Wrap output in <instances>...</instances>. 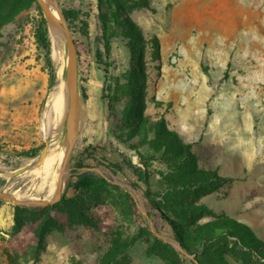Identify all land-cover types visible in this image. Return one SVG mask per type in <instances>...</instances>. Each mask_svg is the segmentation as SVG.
Instances as JSON below:
<instances>
[{
	"label": "rangeland",
	"instance_id": "374dc122",
	"mask_svg": "<svg viewBox=\"0 0 264 264\" xmlns=\"http://www.w3.org/2000/svg\"><path fill=\"white\" fill-rule=\"evenodd\" d=\"M59 2L81 12L72 29L81 105L73 153L81 154L88 143L105 147V156L98 154L103 164L93 159L86 163L106 182L96 192L73 198L72 188L67 187L73 177L67 175L63 192L71 199L48 211L56 221L34 264H103L115 244H128L119 264H264V257H256L230 237L216 235L208 240L202 227L209 221L232 218L248 225L264 242V0ZM115 6L122 9L136 34L128 33L116 19ZM39 17L36 3L24 9L1 29L0 47L19 30L28 26L35 30ZM84 21L87 35L81 28ZM103 26L109 38L104 57L110 66L101 97H110L86 107L80 85L99 67L95 50L105 51ZM49 36L52 41L50 31ZM155 38L159 59L154 55ZM38 50L45 61L44 51ZM60 55L56 60L52 41L57 82L61 66L66 77L64 38ZM56 84L50 87L42 108L41 128L48 122L44 110ZM109 104L119 115L133 106L139 123L142 118L148 125L160 124L175 153L172 165L163 160L164 150L157 147L146 124L132 137L126 128L118 130L127 144L119 140L113 132L115 117ZM56 115L52 122L58 127L47 134L48 144L38 155L0 164V188L21 197L48 199L53 195L48 188L53 169L40 162L44 155L66 147V113ZM134 145L151 157L143 168L147 182L139 181L129 168L121 172L106 166L108 160L125 157L142 165L131 148ZM180 154L190 158L185 172L176 166ZM197 171L213 172L218 180L190 190L182 187ZM147 189L155 194V203L146 196ZM68 210L86 213L90 224L69 217ZM15 211L14 203H0V264H10L4 249L13 238ZM178 234L186 247L181 246Z\"/></svg>",
	"mask_w": 264,
	"mask_h": 264
},
{
	"label": "trees",
	"instance_id": "16d2710c",
	"mask_svg": "<svg viewBox=\"0 0 264 264\" xmlns=\"http://www.w3.org/2000/svg\"><path fill=\"white\" fill-rule=\"evenodd\" d=\"M33 3L37 4V8L40 13V17L37 19L35 23V36L37 39V43L39 48L44 51L45 64L50 74L49 86L53 87L57 82V67L51 57L52 50V41L49 36V22L47 18L44 16L43 11L40 5L37 3V0H0V36L2 35L1 29L12 22L16 16L21 13L24 9L30 7ZM63 7V11L67 17L71 30L73 29L74 23L79 18L81 14L79 9H75L73 7ZM115 12L116 19L123 25L125 30L131 35L136 34L135 29L131 26L128 19L124 15L122 9L119 6H115L113 8ZM99 18L101 21L104 20L103 15L99 14ZM84 26H82V31L85 35L89 34L88 32V23L86 21L83 22ZM103 39L105 40V51L103 52L100 47H96L95 55L97 58V63L101 71L105 74H108L110 63L106 60L107 57L105 55L106 51L108 52V36L107 29L103 26ZM154 44V55L155 58L159 59V41L158 38L153 40ZM138 54H134V59H136ZM81 95L84 100H87L89 95L87 92V88L84 84L80 85ZM110 97V95H107ZM107 96H102L101 99L105 100ZM133 102H136L133 100ZM136 103H133V106ZM127 107L124 109V112L120 113L113 107V105L109 104V109L111 110L112 116L115 117L113 122L114 129L113 132L116 133V136L119 140H121L124 144H127L126 139L123 138L122 135H118V130H122L126 128L128 130V137L134 136L138 131H141V126L146 124L147 131L154 134L153 141L157 144V147L163 149V160L169 165H172L173 160L175 159V153L172 149V144L166 139V132L160 124H152L149 125L141 118L139 123V117L136 116L135 107ZM119 115V116H118ZM42 146L34 147L28 151H24L21 155L27 157H35L42 150ZM137 151V154L140 157L141 164H136L131 159L125 157L122 161H107L106 166L113 171H121L124 172L126 168H129L133 174L138 178L139 181L147 182V173L144 171V167L147 165V161L151 157H145L141 151L138 150V146L134 145L131 147ZM166 149V150H165ZM106 148L100 144L88 143L84 145L81 154L75 155L72 154L70 160V172L73 177L67 184V187H71L73 190L72 196L73 198L82 197L84 195L93 193L101 189L106 179L105 177L99 175L94 170H92V166L86 163V160L93 159L98 164H103L100 162L98 158V154L105 156ZM179 157L180 163L177 164L178 170L185 172L184 170L190 164V158L188 155H185L183 159V154H180ZM218 180V176L209 172L206 173L204 171L194 172L184 183H182V187L185 189H193L204 187L210 184H215ZM138 186V185H137ZM146 196L151 200V203H155L156 198L155 194H152L150 190L145 191ZM71 197H67L66 192H63L61 200L53 205H49L43 209H39L38 207L31 206H19L15 205V226L13 228V238L7 241V245L5 246V254L8 258L10 264H34L39 261L41 252L45 247V240L50 231V229L54 226L56 218L52 217L49 214V210L58 207L60 204L67 202ZM4 200L0 199V203ZM68 216L77 218L80 222L85 224H90V217L82 212V211H70L68 210ZM175 231L178 232V227L174 224ZM202 227L206 228L207 231V239L211 240L215 238L216 235L218 237H230L237 245L243 246L248 249L256 257H264V242L260 240L255 232L245 223L237 221L232 218L220 219L216 221H209L205 223ZM181 246L186 247L185 240L178 234L177 236ZM128 250V244H124L123 246H119L116 244L111 248L109 255L105 258L103 264H119L120 261L126 256ZM196 264H203L200 261H196Z\"/></svg>",
	"mask_w": 264,
	"mask_h": 264
},
{
	"label": "crops",
	"instance_id": "0c3cea01",
	"mask_svg": "<svg viewBox=\"0 0 264 264\" xmlns=\"http://www.w3.org/2000/svg\"><path fill=\"white\" fill-rule=\"evenodd\" d=\"M14 34L11 42L0 47V164L27 157L21 153L48 144L40 115L50 89V74L28 28ZM100 71L93 68L84 80L89 95L87 100L82 98L86 107L102 102L104 75Z\"/></svg>",
	"mask_w": 264,
	"mask_h": 264
},
{
	"label": "water",
	"instance_id": "95a60500",
	"mask_svg": "<svg viewBox=\"0 0 264 264\" xmlns=\"http://www.w3.org/2000/svg\"><path fill=\"white\" fill-rule=\"evenodd\" d=\"M37 3L40 5L43 14L47 18L48 22L50 19L57 22L62 31V38L65 39L68 47L66 78L68 81L69 90L65 116V157L62 162L60 175L58 177L54 193L50 198L37 199L33 197H20L6 189L0 188V199L8 200L19 206H37L39 209H43L61 200L65 187L66 177L71 173L69 164L79 136L78 117L80 107V89L78 50L71 27L63 11V7L61 6L59 0H37ZM53 9H56L58 11L59 17H56Z\"/></svg>",
	"mask_w": 264,
	"mask_h": 264
},
{
	"label": "bare ground",
	"instance_id": "6f19581e",
	"mask_svg": "<svg viewBox=\"0 0 264 264\" xmlns=\"http://www.w3.org/2000/svg\"><path fill=\"white\" fill-rule=\"evenodd\" d=\"M53 12L56 15V17H59V13L56 9H53ZM49 31H50V35H51L52 41H53V55L56 58V60L57 59L60 60L61 59L60 51H61L62 31H61L59 25L57 24V22L52 20V19L49 20ZM65 63L66 62L64 59V72H65V66H66ZM62 71H63V67L61 66L60 70H59L60 78H59L54 90L51 92V99H50L49 103L46 104L47 106L44 110L45 115L48 117V122L45 125H43V127H44L45 132H47V133H50L53 131L55 132L54 129H56L58 127V126H55L56 124H53V122H52L53 117L56 114L62 115V117H64V114L66 113V109H67L66 106H67V97H68L69 85H68L67 78L64 77L65 75H63ZM59 74H58V76H59ZM58 122H59V120H58ZM65 151H66V147H61L59 149L53 150L50 153L44 155L41 162H40L44 165V167L47 166L48 168L53 169L54 175H52L53 174V172H52L50 183L48 185L49 191L53 192V193H54V190L56 187L58 177L60 175L62 162H63V159L65 157ZM18 195L21 197L20 194H18Z\"/></svg>",
	"mask_w": 264,
	"mask_h": 264
},
{
	"label": "built area",
	"instance_id": "2783aa9c",
	"mask_svg": "<svg viewBox=\"0 0 264 264\" xmlns=\"http://www.w3.org/2000/svg\"><path fill=\"white\" fill-rule=\"evenodd\" d=\"M32 26H28V30H29V33H30V36L32 37L33 41L35 43H37V39H36V36H35V30H31Z\"/></svg>",
	"mask_w": 264,
	"mask_h": 264
}]
</instances>
